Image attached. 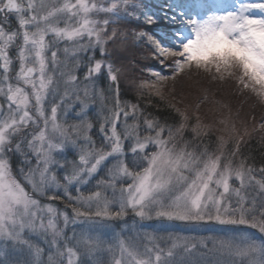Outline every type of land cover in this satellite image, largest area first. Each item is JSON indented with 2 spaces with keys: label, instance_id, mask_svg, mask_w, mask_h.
I'll list each match as a JSON object with an SVG mask.
<instances>
[{
  "label": "snow or ice",
  "instance_id": "1",
  "mask_svg": "<svg viewBox=\"0 0 264 264\" xmlns=\"http://www.w3.org/2000/svg\"><path fill=\"white\" fill-rule=\"evenodd\" d=\"M228 82L264 106V0H0V264H264Z\"/></svg>",
  "mask_w": 264,
  "mask_h": 264
},
{
  "label": "rangeland",
  "instance_id": "2",
  "mask_svg": "<svg viewBox=\"0 0 264 264\" xmlns=\"http://www.w3.org/2000/svg\"><path fill=\"white\" fill-rule=\"evenodd\" d=\"M209 3H215V4H226L229 3L230 0H208ZM197 79V77L193 76V82H195V80ZM202 79V78H201ZM205 86H208L207 84H205ZM198 87L199 86H194L192 87L189 91L191 92V95L188 97V100L186 101L187 103H192L194 104L196 102V98L197 96L200 94V92L198 91ZM211 92H210V99H220L223 100L224 102L229 103V105L231 106V108L235 107L237 102L240 99H237L238 95L234 94L233 88H236V86L232 83H225V84H214L211 85ZM250 96H248L246 94V97L244 98V101H242V108L243 111L241 113V118H245L246 114H247V109H250ZM240 98V96H239ZM253 100L255 101V99L253 98ZM260 106V105H259ZM258 106V107H259ZM218 109V105H214V104H205L201 106V113L202 112H208L209 109ZM260 110L259 113L264 114V106H260L259 107ZM262 111V112H261ZM224 113L226 112V110L223 111ZM226 114V113H225ZM251 121V120H250ZM249 121V122H250ZM159 227V225H158ZM171 231H179L182 232L185 235H205V233L203 232H199V233H195V232H189L184 230L183 226H180L178 228H174V229H170ZM247 232H249L250 234H255V235H259L258 233H255V230L252 229H246Z\"/></svg>",
  "mask_w": 264,
  "mask_h": 264
},
{
  "label": "trees",
  "instance_id": "3",
  "mask_svg": "<svg viewBox=\"0 0 264 264\" xmlns=\"http://www.w3.org/2000/svg\"><path fill=\"white\" fill-rule=\"evenodd\" d=\"M229 83V82H228ZM233 91H234V94L235 95H238V97H237V99H240L238 102H237V104H236V106L235 107H233L232 108V115H233V117H235V114H236V112L237 111H239V113H240V116H241V113H242V111H243V109L244 108H242V101H244V98L246 97V94L245 95H241L238 91H237V88H233ZM239 96H240V98H239ZM250 98V109L248 108L247 109V114H246V117L245 118H247V120H248V123H249V125H251V123L253 122L252 121V115H254L255 117H256V121L257 122H259V120H260V117L262 116V115H264V114H262V113H259V111L258 110H260L259 109V105L258 104H256V101H254L253 100V98L252 97H249ZM242 100V101H241ZM259 106V107H258ZM253 109H254V111H253ZM214 110V109H213ZM262 112V111H261ZM203 113H206V112H202V114ZM226 113V114H225ZM223 112V113H221V112H219V111H216L215 112V119H219V118H221V115H224V116H226L227 115V111L226 112ZM251 120V121H250ZM250 121V122H249ZM220 133H214V135H219ZM253 143H255V141H253Z\"/></svg>",
  "mask_w": 264,
  "mask_h": 264
},
{
  "label": "flooded vegetation",
  "instance_id": "4",
  "mask_svg": "<svg viewBox=\"0 0 264 264\" xmlns=\"http://www.w3.org/2000/svg\"><path fill=\"white\" fill-rule=\"evenodd\" d=\"M15 26V22L13 21V27Z\"/></svg>",
  "mask_w": 264,
  "mask_h": 264
}]
</instances>
